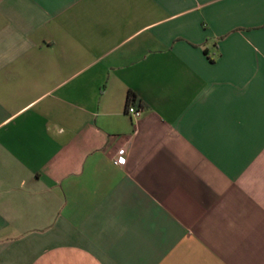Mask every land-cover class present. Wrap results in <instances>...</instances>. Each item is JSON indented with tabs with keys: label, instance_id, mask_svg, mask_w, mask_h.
<instances>
[{
	"label": "crops",
	"instance_id": "0c3cea01",
	"mask_svg": "<svg viewBox=\"0 0 264 264\" xmlns=\"http://www.w3.org/2000/svg\"><path fill=\"white\" fill-rule=\"evenodd\" d=\"M0 264H264V0H0Z\"/></svg>",
	"mask_w": 264,
	"mask_h": 264
},
{
	"label": "built area",
	"instance_id": "2783aa9c",
	"mask_svg": "<svg viewBox=\"0 0 264 264\" xmlns=\"http://www.w3.org/2000/svg\"><path fill=\"white\" fill-rule=\"evenodd\" d=\"M127 113L136 117L137 119H139L140 117H142L144 111L142 109H137L134 106L129 105L127 108ZM126 156H127V152L125 149H121L118 154L117 157L114 159V163L116 165L119 166H123L126 164Z\"/></svg>",
	"mask_w": 264,
	"mask_h": 264
}]
</instances>
